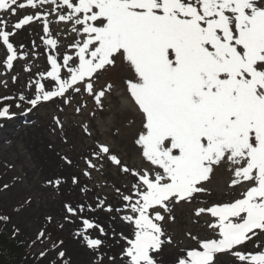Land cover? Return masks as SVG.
Returning <instances> with one entry per match:
<instances>
[{"label": "snow or ice", "instance_id": "obj_1", "mask_svg": "<svg viewBox=\"0 0 264 264\" xmlns=\"http://www.w3.org/2000/svg\"><path fill=\"white\" fill-rule=\"evenodd\" d=\"M46 4L55 7L41 13ZM25 8L35 11L19 16ZM53 14L58 30L63 24L76 37L64 53L50 27ZM9 15L18 17L14 30L42 25L43 44L50 49V67L35 81L33 98L18 97L31 105L29 111L83 93L103 110L113 85L97 90L100 74L118 59L130 72L120 102L132 104L141 116L135 144L147 167L129 168L104 143L93 153L97 162L106 159L135 178L131 193L120 194L127 213L122 219L134 236L125 237L122 264H156L153 253L165 243L166 215L174 221L177 205L209 193L207 184L224 165L232 173L228 187L243 190L227 202L195 209L196 217H210L213 235L201 239L189 233L196 246L183 250L176 264H218L222 255L233 257L234 264H264V243L257 241L256 251L244 250L264 236V0H0L2 63L11 70L22 57L10 41L15 31L6 30ZM13 99L0 98V119L14 115L11 105L2 103ZM86 164L97 167L93 159ZM66 210L78 214L71 206ZM82 226L78 235L88 248L99 249L103 241L88 232L99 226L88 219Z\"/></svg>", "mask_w": 264, "mask_h": 264}, {"label": "rangeland", "instance_id": "obj_2", "mask_svg": "<svg viewBox=\"0 0 264 264\" xmlns=\"http://www.w3.org/2000/svg\"><path fill=\"white\" fill-rule=\"evenodd\" d=\"M54 7L46 4L39 11L49 12ZM27 10L35 11L25 8L18 13L25 15ZM5 19L14 23L18 17L9 15ZM49 19L53 21L50 27L54 38L58 39V52L69 51L67 46L76 38L75 34L63 24L58 30L55 14ZM25 28L23 31L7 26L6 30L16 33L10 41L22 57L14 61L11 70L3 66L5 49L0 44V98H17L2 101L11 105L10 111L14 115L10 119H0V130L14 133V126H20L17 133L30 135L41 142L42 151L51 158L45 154L43 159L42 151H39L41 154L35 153L31 145L23 142L22 136L18 141L7 136L10 140L0 143V159L5 158L2 163H11L0 169V217L8 218L7 223L2 222L1 229L10 238L21 239L29 245L25 247L29 264H122V251L127 244L125 237L134 236L132 225L122 219L127 213L120 194L131 193L135 178L122 173L106 159L97 162L93 153L98 144L104 143L129 168L147 167L135 144L141 130V116L132 104L120 102V97L125 94L124 80L130 72L118 59L115 67L100 74L95 84L97 90L108 83L113 85L112 94L104 99L103 110L97 107L91 96L83 93L74 94L68 103L63 98H54L29 111L31 105L19 102L18 97L23 94L28 99L33 98L35 81L40 80V74L50 67L47 63L50 49L43 44L42 25L33 23ZM42 82L47 85V81ZM17 103L21 104L19 108ZM10 124L13 128H8ZM20 158V163H16ZM88 159L97 163L95 169L87 167ZM85 171L90 175L85 176ZM231 178L227 165L217 168L207 184L209 193L201 194L200 200L191 204L182 202L177 205L172 213L174 221L167 219L166 215L162 222L165 243L159 252L153 253L156 264H176L183 250L195 247L196 242L189 233L201 239L213 235L207 227L210 217L206 214L196 217L194 211L197 207L227 202L234 198V192L238 195L243 189L229 188ZM67 206L77 209L78 214L68 213ZM108 207L114 211H107ZM83 219L99 226L88 230L91 238L103 241L95 251L88 248L78 235L83 230ZM105 222L109 224L105 225ZM100 228H103V234ZM41 231L45 233L42 239L38 238ZM168 237L171 243L166 242ZM257 241L264 243V236L249 242L244 250L256 251L254 244ZM60 251L65 253L63 258L58 255ZM218 264H234V258L219 256Z\"/></svg>", "mask_w": 264, "mask_h": 264}, {"label": "trees", "instance_id": "obj_3", "mask_svg": "<svg viewBox=\"0 0 264 264\" xmlns=\"http://www.w3.org/2000/svg\"><path fill=\"white\" fill-rule=\"evenodd\" d=\"M2 222L0 219V264H29V258L26 255L25 247L28 244L19 239L10 238L2 229Z\"/></svg>", "mask_w": 264, "mask_h": 264}, {"label": "bare ground", "instance_id": "obj_4", "mask_svg": "<svg viewBox=\"0 0 264 264\" xmlns=\"http://www.w3.org/2000/svg\"><path fill=\"white\" fill-rule=\"evenodd\" d=\"M25 29H26V28H25ZM23 31H24V30H23ZM24 37L26 38V37H27V34L24 35ZM14 127H15V132H14V133H11V132H9V131L6 130V129H5L4 131L0 130V143H2V142H4V141H7V140H10L9 138H7V136H9L11 139H15V141H18L19 138H20V136H22L23 142L26 141L29 145H31V146L33 147V150H35V153L41 154L39 151H42V148H41L42 143H41V142L38 143V141H37L35 138H33V139L30 138V137H29L30 135H28V136H23L22 133H19V134H18L17 131H18V129H19L20 126H14ZM8 128H13L12 124H10V125L8 126ZM27 137H29L28 140H26ZM3 139H4V140H3ZM0 150H1V148H0ZM42 152H43V151H42ZM43 154H44L43 159L45 158V154H47V157H48V153H46L45 151L43 152ZM37 158H41V157L37 156ZM49 158H51V157L49 156L48 159H49ZM4 159H5V158L0 159V169H2V168H7L8 166L11 165L10 162H5V163L3 164L2 162H4V161H3ZM46 159H47V158H46ZM22 160H23V159H22ZM20 161H21V158L18 159V160L16 161V163H20ZM27 174H30V173H27ZM34 188H37V187H34ZM27 192L30 193V190H29V191L27 190ZM47 201H48V200H47ZM107 224H109V222H105V225H107Z\"/></svg>", "mask_w": 264, "mask_h": 264}]
</instances>
